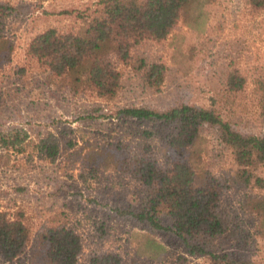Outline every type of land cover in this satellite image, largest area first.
<instances>
[{
  "label": "rangeland",
  "instance_id": "1",
  "mask_svg": "<svg viewBox=\"0 0 264 264\" xmlns=\"http://www.w3.org/2000/svg\"><path fill=\"white\" fill-rule=\"evenodd\" d=\"M99 1L0 0L17 10L6 21L5 32L13 50L9 62L0 69V139L3 136L11 142L16 134L22 137L18 147L5 149L0 142V211L10 216L21 212L31 241L44 221L64 213L83 239L78 264H89L93 255L103 252L117 254L121 264H208L204 258L185 255L171 234H152L127 218L117 219L113 209L123 208L126 201L138 195L139 186L129 177L111 171L82 182L79 167L71 165L69 155L85 144L98 145L119 137L131 141L139 131L153 130L147 124L117 120L116 111L126 106L147 105L164 110L185 103L204 107L215 98L225 109L222 114L229 115L237 129L247 133L264 130L255 89V82L264 74V9L252 13L245 0H210L205 7L208 21L202 34L178 23L163 43L146 42L139 48V55L167 68L157 92H142L132 71L120 64L119 92L111 103H106L90 92L70 97L60 94L62 90L49 89L44 74L27 55L35 35L48 28L66 31L77 27V13L94 8ZM177 51L187 55L180 66L182 59ZM234 69L245 78V85L223 105L218 96L227 73ZM153 131L156 135L151 146L161 161L156 152L164 133ZM48 135L59 144L52 163L42 159L35 149L37 139ZM202 136V161L223 180L235 170L230 154L214 130L207 129ZM133 143L139 141L133 139ZM257 173L264 178V166ZM244 193L245 190L224 191L223 201L234 210H230L231 233L222 237L215 248L243 253L255 264H264V234L257 232L253 217L235 213ZM257 193L264 195V191ZM102 224L107 230L105 236L98 231ZM148 239L163 248L162 261L146 254L144 243ZM28 254L16 264H32Z\"/></svg>",
  "mask_w": 264,
  "mask_h": 264
},
{
  "label": "trees",
  "instance_id": "2",
  "mask_svg": "<svg viewBox=\"0 0 264 264\" xmlns=\"http://www.w3.org/2000/svg\"><path fill=\"white\" fill-rule=\"evenodd\" d=\"M210 0H100L94 8L77 13L79 24L66 31L48 28L35 35L27 55L44 74V83L60 94L75 97L83 92L111 103L121 86L118 65L128 67L142 92H157L164 82L167 68L150 62L137 52L142 44L163 43L174 27L182 23L196 34L207 26L205 10ZM249 11L264 9V0H245ZM16 8L0 2V69L7 64L13 45L6 36V21ZM184 64L187 55L177 51ZM245 78L230 70L218 96L223 105L243 90ZM64 87V88H63ZM257 105L264 124V74L255 82ZM209 99L207 106L185 103L160 110L147 105L126 106L116 111L117 120L127 119L147 124L163 131L162 145L155 151L151 129L139 131L131 141L120 137L101 144H85L69 156L71 165L79 167L82 182L100 173L114 172L129 177L139 186V194L126 201L123 208L115 207L117 219H129L144 226L152 234L173 235L189 257L204 258L208 264H255L243 253L220 251L215 248L230 231L232 205L223 201L224 191L245 190L235 213L251 216L257 232L264 234V178L258 169L264 166V130L247 133L237 129L224 116L219 102ZM232 104V103H231ZM215 131L217 140L230 154L235 170L220 179L203 163L202 133ZM16 134V133H15ZM137 139L139 144H134ZM22 137L16 134L11 142L0 139L5 149L18 147ZM71 148L75 144L68 142ZM35 149L42 159L52 163L59 153V144L50 135L37 139ZM117 208V209H116ZM234 211V210H233ZM23 215L0 211V262L16 264L27 256L32 264H78L83 239L73 223L62 212L41 225L31 241ZM104 224L98 228L106 235ZM103 236V237H104ZM146 254L163 260V248L148 239ZM89 264H121L112 252L93 255Z\"/></svg>",
  "mask_w": 264,
  "mask_h": 264
}]
</instances>
